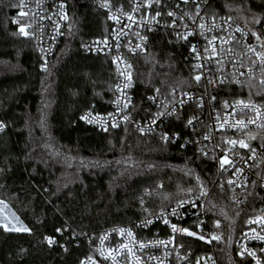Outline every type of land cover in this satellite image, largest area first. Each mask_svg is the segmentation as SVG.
<instances>
[{
	"label": "trees",
	"instance_id": "trees-1",
	"mask_svg": "<svg viewBox=\"0 0 264 264\" xmlns=\"http://www.w3.org/2000/svg\"><path fill=\"white\" fill-rule=\"evenodd\" d=\"M67 1L70 24L46 71L39 69L33 39L19 33L27 18L13 23L21 11L13 7L19 0H5L0 7V121L7 125L0 132V201L31 229L8 232L0 227V264H81L90 253L86 238L200 196V185L207 193L217 175L216 161L194 144L165 142L131 125L104 133L78 121L86 109L108 110L115 95L111 59L88 54L83 45L109 34L107 12L98 4L117 5L118 0ZM208 12L255 30L262 22L254 18L264 20V0H211ZM132 61L135 118L153 114L148 96L157 88L167 93L201 87L193 80L190 45L170 30L154 32L149 50ZM260 78L252 80L251 89L248 80L244 87H221L220 96L264 103ZM188 112H183L182 123ZM177 131L192 134L183 124ZM255 133L264 142V129ZM258 207L255 195L247 205L235 207L227 193L219 188L211 192L209 217L221 220L225 235L215 250L222 264H250L239 256L236 240ZM56 228L65 231L57 233ZM45 236L57 243L50 247Z\"/></svg>",
	"mask_w": 264,
	"mask_h": 264
},
{
	"label": "built area",
	"instance_id": "built-area-1",
	"mask_svg": "<svg viewBox=\"0 0 264 264\" xmlns=\"http://www.w3.org/2000/svg\"><path fill=\"white\" fill-rule=\"evenodd\" d=\"M145 2L146 0H118L117 5L107 2L108 7L102 6L104 3L98 4L107 12L111 29L107 36L97 37L87 41L83 45V50L88 54L106 56L111 59L115 78V95L108 110L99 111L95 108L86 109L79 115L78 121L90 125L104 133L126 125L133 126L139 133H141L139 131L140 128H151V131H146L141 134H157L162 137V134L167 133L169 136L168 141L173 143L180 142L183 145L191 143L196 145L204 154L207 153V155H210L217 163V175L213 185L209 191H207V195H196L183 199L185 203L183 208L178 210V215H170L172 209L177 206V203L162 209L164 215L169 219L170 224H176L181 228H188L190 231L196 232L198 234L197 236H188L184 233H173L170 224L165 225L163 220L159 218L162 211L160 210L137 220L134 224L125 223L106 227L101 230L97 236L86 238L84 241L90 253L84 257L82 261H86L88 256H92L98 264H112L111 259L104 260V258L99 255L98 250L101 247L116 250L119 249L121 244L128 243L129 247L133 249L135 257L140 258L141 264H222L215 252L216 246L225 239L222 230V222L218 219L212 220L208 213V198L214 188H219L222 192L227 193L231 197L235 207L247 205L253 195L259 199V212L247 219L244 229L237 237L236 246L239 256H241L240 253L245 248L256 254L255 258L248 255L247 252L241 256L246 258L250 264H256L257 260L260 261V264H264V240L252 238L256 234L264 235V224H261L259 221L256 223H249L250 220H256L257 217H264V142L259 141L260 138L252 139L254 135L258 137V134L255 133L256 131L264 129V127L259 126L264 123V103L257 99L234 98L228 100L222 98L219 88L240 85L225 84L214 89L212 85L207 83V76L209 72L213 76L218 75L215 62L197 61L194 58V54L191 53L193 65L198 62L205 63V68L203 69L205 78L200 82V89L186 92L180 88H172L167 93L160 92L157 94V92H155L150 94L148 100L154 108L153 114L145 119L135 118L134 93L136 78L134 75L132 57L149 50L150 38L154 32L170 30L176 36L171 28L165 27V24H170L172 20L171 17L166 15L168 11H175L178 15H182L184 11L195 10L194 5H184L181 3V0H161L159 6L153 4L150 9L143 7ZM210 3L211 0H207V4L202 6L201 15L206 18L211 16L208 12ZM25 4L27 6L23 11L27 12L28 15L24 16L27 20L21 25H31L30 28L26 27V31L31 33L28 37L33 39L35 48L39 53V69L45 71L44 66L46 65L48 70L52 59L57 54L66 36L70 24V4L67 0H25ZM61 4L64 5L63 9L60 8ZM136 4L141 5V7L139 11L133 12V7ZM177 4H179V8H177ZM157 10L162 13L160 17H157L159 23H148L150 16L154 15ZM126 14L132 15L134 18L133 21H130ZM65 16L67 17L66 19L64 18ZM110 16L116 17L117 19H110ZM41 17H43V19H41ZM229 17L230 16L227 15L216 16V22L218 25L222 26L223 30L217 29L212 33H207V35L209 38H211L212 35H216L225 39H227L229 35H234L236 39L231 45L234 52L246 54L242 56L237 55L236 59L242 60V62L248 66L250 64L248 56L251 54L247 53L245 45H253L256 47L257 51H260L259 44L255 40V37L251 35V32L255 31L264 36V20L259 28L250 30L233 17L229 20ZM221 18H223V20ZM185 20L190 28L196 27L190 20H187V18H185ZM224 21H227V23H224ZM197 23H199V20H197ZM177 24L179 25L180 22L177 21ZM229 25L231 27H229ZM237 27L247 35L242 36L241 32H236L235 29ZM176 31L183 32L184 29L178 27ZM138 34L139 36H146L147 41L142 42ZM187 43L190 47L192 44H196L202 51L206 41L203 37L199 36L197 29V34L189 37ZM137 44H141L142 48L135 49ZM216 44L219 47L220 41L217 40ZM117 45H119V47H117ZM225 47L227 48L229 45H225ZM130 49H135V51H131ZM220 58L226 61L224 75L228 76L229 80L232 79L231 74L233 69L230 62L231 58L223 54ZM128 64L132 65L131 69H127L131 71L132 83L129 88L125 89V93L130 97L131 103L127 109L118 112L114 101L117 96H120V93L116 91V85L120 84L123 88L125 81L124 77L120 75V72L125 71ZM240 70L244 71L245 69ZM198 71L200 70L194 71L195 74H197ZM255 77H260L258 69L255 72ZM240 79L245 82L248 80V77L245 75V77H241ZM173 89H175V101H173V96L171 95ZM183 93L190 94L193 99L188 100V97L183 96ZM213 96L216 97L215 101L211 100ZM149 97H155V102L150 100ZM201 97H203V107L198 106ZM181 98L186 101L183 105L179 104ZM236 100H244L245 102L251 100L253 104L260 108L261 118H257L256 113L250 109H244L242 111L239 106L235 105ZM224 101L228 102V108L223 107ZM121 103H123V97H121ZM173 103L177 108L176 114L172 116L165 115L159 118L155 124L151 123L157 112L164 111L165 105H168L169 110H171ZM90 109L94 114L98 113L107 119V131H104L99 124H89L80 119V117ZM185 111L189 112L182 123L181 116ZM108 113L114 114L115 122L119 125L118 127L112 128L110 126L111 118H107ZM124 115L129 116L127 121L123 120L122 117ZM217 115L220 117L219 121L217 120ZM193 116L198 117V119L193 122L195 130H193L192 126L187 125V120ZM225 119L228 120V124H226L223 129H220L219 124L223 123ZM239 119L245 121V128L232 126L235 125V121ZM249 119H255L256 123L248 124L247 121ZM180 124H183L192 134L184 135L177 131ZM205 135H207L209 139L205 140ZM261 135L264 137V134ZM225 138L236 140L243 139L250 148H241L239 144L233 147L224 143ZM250 149H255V153ZM225 155H227L231 163L221 168L220 159ZM236 169H241L242 171L237 172ZM229 179L234 181L232 185L228 184ZM221 185H223V187H221ZM192 202L195 203V207ZM146 219H151L152 223L144 225L142 222ZM216 221L220 223L218 228L215 227ZM198 224L199 227L197 226ZM121 228L126 230L123 236L119 233V229ZM129 229L134 234V240L127 236V230ZM199 235H204L206 239L200 240L198 238ZM211 235H218L221 239L208 242ZM104 236H107V239L101 243V238ZM169 240H171V243H156V241L167 242ZM191 242H195L199 246ZM141 243L145 245L142 249L140 248ZM135 257L129 256L126 249H120L116 259L118 264H135ZM187 257H189V259L185 261ZM86 264H88L87 261Z\"/></svg>",
	"mask_w": 264,
	"mask_h": 264
},
{
	"label": "snow or ice",
	"instance_id": "snow-or-ice-1",
	"mask_svg": "<svg viewBox=\"0 0 264 264\" xmlns=\"http://www.w3.org/2000/svg\"><path fill=\"white\" fill-rule=\"evenodd\" d=\"M181 3H183L184 5H189L192 4L195 6V10L194 11H184L182 15H178L177 12L175 11H168L167 12V16L171 17V23L170 24H165V27L167 28H171L176 36L178 40H184V41H188L189 37L194 36L197 34V29H198V34L200 37H203L204 40L206 41L202 51L198 48V46L196 44H192L190 47V52L192 54H194V58L197 61H204V62H215L216 64V72L218 73V75L213 76L210 72L207 76V83L209 85H212L213 88L215 89L218 86H223L225 84H236V85H240L241 87L245 86V83L242 79H240L241 77H245V75H247L248 77V87L249 89H251L252 85V80L255 79V72L258 69L259 73H260V80H259V84L264 87V36L258 34L255 31L251 32V35L253 37H255V40L258 42L259 47H260V51L256 50V47L253 45H245V47L247 48V53H250L251 55L248 56V59L250 61V64L248 66H246L242 60H237L236 57L237 55H246V54H238L235 53L233 48L231 47L232 43L235 41V36L234 35H229V37L227 39L222 38V37H218L216 35H212L211 38L208 37L207 33H212L217 29L223 30L221 25H218L216 22V15L212 14L210 17H205L201 15V11H202V6L207 4V0H181ZM155 4L157 6H159L161 4V0H146L145 4L143 5V7L146 8H151L152 5ZM27 5L25 4V0H19V4L17 5H13V7H18L21 9V11L18 14V18L13 20V23L16 24H20V20L19 17H23V16H27L28 13L24 12L23 9L26 7ZM102 6L104 7H108L107 2H105ZM64 5L61 4L60 8L63 9ZM141 5L136 4L133 7V12L139 11ZM177 8H179V4H177ZM122 11V9H121ZM128 15V19L130 21H133V16ZM162 15V13L157 10L155 12L154 15L150 16V19L148 20V23H159V20H157V17H160ZM65 19L67 18L66 16L64 17ZM185 18H187V20H190L192 22L193 25H195V28H190L189 24L186 22ZM41 19H43V17H41ZM110 19H117L116 17L110 16ZM223 20V18H221ZM229 20L231 19V17L228 18ZM255 19V23H261V19L259 18H254ZM197 20H199V23H197ZM177 21L180 22V24H177ZM143 23V21H142ZM224 23H227V21H224ZM26 27L30 28L31 25H20L19 26V33L25 37L30 36L31 33L26 31ZM178 27H181L184 29L183 32L180 31H176V29ZM229 27H231L229 25ZM236 32H241L242 36H246L247 34L242 32V30L237 27L235 29ZM139 36V34H138ZM139 39L142 42L147 41V37L146 36H139ZM219 40L220 44L219 47L216 44V41ZM106 43V41H105ZM225 45H229V47H225ZM117 47H119V45H117ZM142 45L141 44H137L135 46V49H141ZM135 49H130L131 51H135ZM43 51V50H42ZM226 55L228 57L231 58L230 62L232 65V79L229 80L228 76L224 75V66L226 61L221 57V55ZM254 57V58H253ZM132 65L128 64L126 66V70L120 72V75L122 77H124V84H123V88L121 87L120 84L116 85V91L120 93V96H117L116 100L114 101V103L117 106V110L119 111H123L125 109H127L129 107V104L131 103V99L130 97H128L125 93V89L129 88L131 86L132 83V74L131 71H128L127 69H131ZM205 68V63H201L198 62L196 64L193 65V70H200L198 71V73L196 75L193 76V80L199 84L203 78H205V72L203 71V69ZM240 69H245L244 71H241ZM44 70L46 71V65L44 66ZM155 91L157 92V94L160 93V89L157 88L155 89ZM259 94V93H258ZM171 95L173 96V101H175V89H173ZM183 96L188 97V100L193 99L190 94L188 93H183ZM121 97H123V103H121ZM150 100H153V102H155V97H149ZM216 97L213 96L211 97L212 101H215ZM184 103H186V101L181 98L179 100V104L183 105ZM235 105L239 106L241 108V110L243 111L244 109H250L252 111H254L256 113V117L257 118H261V111L260 108L253 104L251 102V100H249L248 102H245L244 100H236L235 101ZM199 107H203V97H201L199 99V103H198ZM223 107L224 108H228V102L224 101L223 102ZM177 113V108L175 106V104L173 103L171 110H169V106L165 105L164 106V111L161 112H157L153 119H152V124H155L156 121L167 115V116H172L174 114ZM107 118H111L110 121V126L112 128H116L119 125L115 122V116L113 113H108L107 114ZM123 120L127 121L129 119L128 115H124ZM81 120L86 121L89 124H99L100 127L103 128L104 131L108 130V121L105 117L101 116L100 114L96 113L94 114L93 111L90 109L87 113H85L84 115H82L80 117ZM198 117L193 116L191 118H189L187 120V125L188 126H192L193 130H195V126H194V120H197ZM220 117L219 115H217V120L219 121ZM248 124H254L256 123L255 119H249L247 121ZM228 124V120L225 119L223 123L219 124V128L223 129L225 127V125ZM232 126H238L239 128H245L246 124L245 121L243 119H239L235 121V125ZM260 127H264V123H262L261 125H259ZM7 127V125L3 122L0 121V132L4 131V129ZM139 131L141 133H144L146 131H151V128H140ZM162 140H164L165 142H167L169 140V136L167 133L162 134ZM255 137H252V139H254ZM204 139L207 140L209 139V137L207 135L204 136ZM224 143L229 144L233 147H235V145L239 144V146L241 148H250V146L243 140H236V139H224ZM253 153H255V149H250ZM205 155H207V153H205ZM231 161L227 158V155H225L224 157H222L220 159V167L223 168L226 164H230ZM237 172H241V169H236ZM197 180H199V177H197ZM234 183L233 180L229 179L228 180V184L232 185ZM162 187V185H161ZM221 187H223V185H221ZM201 191H200V195H207V193L203 190V185H200ZM146 194H151L149 190H145ZM188 193L191 194L192 193V189H188ZM142 202H143V198H141ZM185 201L184 200H180L177 202V206L175 208L172 209L170 215H178V210L180 208H183ZM193 203V206L195 207V203ZM0 205H4L3 201H0ZM6 206V205H5ZM3 209L0 208V212H2ZM145 211H147V209H145ZM14 219L17 220V223H12V221L8 220L7 217H5L3 220H0V227H3L5 231L8 232H30L31 229H29L28 227L24 226L23 224L19 223L18 217H15V214H12ZM160 219L163 220V223L165 225H169L170 221L169 219L164 215L163 210L161 211V214L159 216ZM257 221H259L261 224H264V217H257L256 220H250L249 223H256ZM144 225H148L152 223L151 219H146L145 221L142 222ZM202 223V222H201ZM199 227V224L197 225ZM220 223L219 221H216L215 223V227H219ZM170 227L172 229L173 233H184L187 234L188 236H197L198 234L196 232L190 231L188 228H181L178 227L176 224H170ZM55 231L57 233H62L63 231H65V229L62 228H56ZM125 229L121 228L119 229V233L121 236H123L125 234ZM253 232L255 233V230L253 229ZM73 235H75V233H73ZM127 236L129 238H131L132 240H134V234L133 232L129 229L127 230ZM198 238L200 240H205L206 237L204 235H199ZM252 238L254 239H260V240H264V235H259L256 234L254 235ZM107 239V236H104L101 238V243H103L104 240ZM221 237L218 235H211V238L208 242H211V240H220ZM44 241L51 247L52 245L56 244L57 241L54 237L52 236H45L44 237ZM156 243L158 244H167V243H171V240L165 242V241H156ZM61 247H64V245H60ZM145 245L143 243L140 244V248H144ZM120 249H126L127 253L129 256L135 257V253L133 252V249L129 247L128 243H123L119 246V249L113 250L111 248L105 249L103 247H101L98 251H99V255L101 257L104 258V260H108L111 259L112 264H118L117 262V255L119 254ZM65 251H67V248L64 249ZM247 252L248 255L252 256L253 258H255V253L248 251L247 248H245L240 255L243 256L244 253ZM86 261L88 262V264H98V262L92 257V256H88L86 258ZM86 261H81V264H86ZM135 264H141L140 262V258L139 257H135ZM256 264H260V261L257 260Z\"/></svg>",
	"mask_w": 264,
	"mask_h": 264
},
{
	"label": "rangeland",
	"instance_id": "rangeland-1",
	"mask_svg": "<svg viewBox=\"0 0 264 264\" xmlns=\"http://www.w3.org/2000/svg\"><path fill=\"white\" fill-rule=\"evenodd\" d=\"M254 137L257 138V135H254ZM9 207L5 206V204L4 205H0V208L3 209V211L0 212V220H3L5 217H7V219L12 221V223H17V220L14 219V217L12 215L13 214V212L11 211L12 209H9Z\"/></svg>",
	"mask_w": 264,
	"mask_h": 264
},
{
	"label": "water",
	"instance_id": "water-1",
	"mask_svg": "<svg viewBox=\"0 0 264 264\" xmlns=\"http://www.w3.org/2000/svg\"><path fill=\"white\" fill-rule=\"evenodd\" d=\"M4 204L7 206V207H9L8 206V204H6L5 202H4ZM9 209H11V207H9ZM14 214H15V217H18L17 215H16V213L13 211V210H11ZM18 220H19V222L21 223V224H23L24 226H26L23 222H22V220L18 217ZM187 259H189V257H187L186 259H185V261L187 260Z\"/></svg>",
	"mask_w": 264,
	"mask_h": 264
},
{
	"label": "crops",
	"instance_id": "crops-1",
	"mask_svg": "<svg viewBox=\"0 0 264 264\" xmlns=\"http://www.w3.org/2000/svg\"><path fill=\"white\" fill-rule=\"evenodd\" d=\"M5 5V0H0V7H4Z\"/></svg>",
	"mask_w": 264,
	"mask_h": 264
},
{
	"label": "bare ground",
	"instance_id": "bare-ground-1",
	"mask_svg": "<svg viewBox=\"0 0 264 264\" xmlns=\"http://www.w3.org/2000/svg\"><path fill=\"white\" fill-rule=\"evenodd\" d=\"M20 223V222H19Z\"/></svg>",
	"mask_w": 264,
	"mask_h": 264
}]
</instances>
